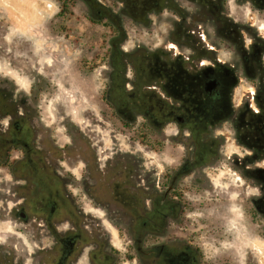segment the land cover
<instances>
[{
    "label": "flooded vegetation",
    "instance_id": "flooded-vegetation-1",
    "mask_svg": "<svg viewBox=\"0 0 264 264\" xmlns=\"http://www.w3.org/2000/svg\"><path fill=\"white\" fill-rule=\"evenodd\" d=\"M82 1L90 23H155L152 17H161V12L167 14L159 22L174 23L159 51L149 57L139 52L132 58L131 69L112 71L105 101L121 121L131 123L142 116L155 126L174 122L187 127L195 140H202L208 128L233 119V92L243 76L251 86L237 107L242 116L248 113V123L255 127L248 125L251 130L243 129L238 135L263 160V20L252 22L249 12L246 21H238L231 17L226 0ZM233 2L239 10L248 4L253 15L264 12V0ZM205 23L216 26V42L205 35ZM121 36L117 33L115 40ZM246 36L250 41L245 45ZM220 43L235 50L237 65L220 58ZM182 47L189 52L184 53ZM27 101L12 95V89L0 88V169L8 177L0 189V221L32 239L28 250L22 240L4 238L0 264H121L107 229V220L113 218L130 220L127 231L136 264H203L199 251L180 238L167 236L163 223L183 204L176 182L189 164L175 174L167 171L160 182L151 179L154 174L149 171L140 174L139 162L116 158L115 153L121 151L117 148L103 156L105 149L97 152L94 144L83 151L73 148L54 153L39 140V128L27 114ZM243 120H237L239 128H246ZM196 143V162H208L211 146ZM61 159L68 162L69 175L60 172ZM80 159L85 161L84 177L76 182L70 167Z\"/></svg>",
    "mask_w": 264,
    "mask_h": 264
},
{
    "label": "rangeland",
    "instance_id": "rangeland-1",
    "mask_svg": "<svg viewBox=\"0 0 264 264\" xmlns=\"http://www.w3.org/2000/svg\"><path fill=\"white\" fill-rule=\"evenodd\" d=\"M49 2H53L55 8L46 12L45 5ZM226 2L231 17L238 21H246L245 15L249 12L252 22L264 21V12L253 15L248 4L239 10L233 0ZM163 13L154 19L155 23L112 25L88 22L90 13L82 0L0 2V88L12 89V95L28 100L27 114L39 128V140L54 153L73 148L83 151L88 144H94L92 147H96L97 152L105 149L100 154L103 156L117 148L121 151L115 153L116 158L139 162L140 174L149 171L148 174H154L151 179L160 182L167 171L175 174L182 165L189 164L188 171L176 182L177 189L182 191L183 204L178 205L181 208L172 219L163 220L167 236L192 244L201 254L203 264H239L241 259L245 264H264V252L254 248H242L239 253L236 249L221 250L214 254L212 247L219 248L225 240L236 242L237 233L230 230L229 224L233 218L230 209L234 205L245 212L246 235L264 237L261 210L264 168L256 167L264 163V158L258 159L254 148L244 146L238 135L243 129L249 131L248 125L253 126L248 123L251 121L248 113L242 116L237 107L248 96L249 81L240 76L242 82L233 92V107L230 106L233 119L216 129L208 128L202 140H195L187 127L181 128L174 122L155 126L142 116L131 123L123 122L114 107L105 101V91L111 85L115 68L131 69L133 56L137 57L140 52L149 57L166 44L174 23L159 22L165 19ZM203 27L211 42H216V26L205 23ZM117 33L122 36L116 41ZM249 41L246 36L244 44ZM218 46L222 60L238 64L239 57L233 48H224L221 43ZM181 50L189 52L183 47ZM251 105L254 109V104ZM238 119H245L246 128H239ZM200 141L211 146L208 162H196V142ZM246 152L252 154L249 156ZM60 163V172L69 175L68 162L61 159ZM70 168L76 182L83 179L85 161L80 159ZM7 178L0 169V189ZM248 185L258 188L260 196L246 197ZM233 196L237 198L233 200ZM107 222L111 244L118 249L119 262L136 264L130 245L132 238L127 231L130 220L113 218ZM8 225L0 221V245L4 238H10L15 242L22 240L30 250V236H21L20 231ZM113 229L118 230V235Z\"/></svg>",
    "mask_w": 264,
    "mask_h": 264
},
{
    "label": "clouds",
    "instance_id": "clouds-1",
    "mask_svg": "<svg viewBox=\"0 0 264 264\" xmlns=\"http://www.w3.org/2000/svg\"><path fill=\"white\" fill-rule=\"evenodd\" d=\"M163 14H167L166 12ZM152 19L154 20L155 17L153 16ZM171 126V125H169ZM175 126V125H174ZM176 127V126H175ZM178 130V129H177ZM249 156L252 154L251 152H246ZM236 154V153H235ZM238 155V154H237ZM240 159H243L242 155H238ZM256 167L258 168H264V163L257 164ZM241 181L243 180L241 177L238 176L237 173L233 172ZM245 195L248 198H251L253 196L259 197L260 192L259 189L256 187H253L251 185H248L245 189ZM237 197L233 196V200H235ZM230 212L233 215V218L229 221V224L231 225V229L233 231H236V242H230V241H223L221 242L219 248H216L215 245H213L214 254H219L221 250L227 251L229 249H236L239 253L242 248H254L259 251L264 252V237L261 236H255L253 238H249L246 234L248 233V228L244 224L245 220V212L242 207L239 206H233L230 209ZM205 249H207V245H205ZM239 264H245L244 259H241Z\"/></svg>",
    "mask_w": 264,
    "mask_h": 264
},
{
    "label": "built area",
    "instance_id": "built-area-1",
    "mask_svg": "<svg viewBox=\"0 0 264 264\" xmlns=\"http://www.w3.org/2000/svg\"><path fill=\"white\" fill-rule=\"evenodd\" d=\"M54 3L53 2H49L48 4H46V12H49L51 10H53L55 7H54ZM44 14V13H43Z\"/></svg>",
    "mask_w": 264,
    "mask_h": 264
},
{
    "label": "bare ground",
    "instance_id": "bare-ground-1",
    "mask_svg": "<svg viewBox=\"0 0 264 264\" xmlns=\"http://www.w3.org/2000/svg\"><path fill=\"white\" fill-rule=\"evenodd\" d=\"M9 0H0V2H2V3H5V2H8ZM33 14H34V12H33ZM35 15V14H34ZM36 16V15H35ZM37 17V16H36Z\"/></svg>",
    "mask_w": 264,
    "mask_h": 264
}]
</instances>
